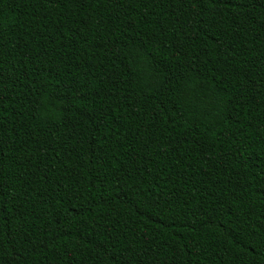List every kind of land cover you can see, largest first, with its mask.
<instances>
[{"label": "trees", "instance_id": "obj_1", "mask_svg": "<svg viewBox=\"0 0 264 264\" xmlns=\"http://www.w3.org/2000/svg\"><path fill=\"white\" fill-rule=\"evenodd\" d=\"M0 264H264V0H0Z\"/></svg>", "mask_w": 264, "mask_h": 264}]
</instances>
